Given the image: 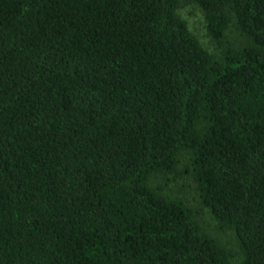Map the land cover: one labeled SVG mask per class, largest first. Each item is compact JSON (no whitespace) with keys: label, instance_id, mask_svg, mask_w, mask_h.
Here are the masks:
<instances>
[{"label":"trees","instance_id":"trees-1","mask_svg":"<svg viewBox=\"0 0 264 264\" xmlns=\"http://www.w3.org/2000/svg\"><path fill=\"white\" fill-rule=\"evenodd\" d=\"M181 1L0 0V264H264V0Z\"/></svg>","mask_w":264,"mask_h":264},{"label":"rangeland","instance_id":"rangeland-1","mask_svg":"<svg viewBox=\"0 0 264 264\" xmlns=\"http://www.w3.org/2000/svg\"><path fill=\"white\" fill-rule=\"evenodd\" d=\"M179 16L187 22L191 33L195 35L201 45L211 53H218L217 47L212 42L206 30V21L203 12L194 5H188L181 1L178 9ZM183 164L178 165V171L182 172ZM162 176L154 178L153 186L160 187V193L170 196L173 199H181L188 205L198 209V219L207 232L219 239L224 246H232L233 251H237L234 236L231 232H220L216 229L215 221L208 211L201 210L198 203L196 187L190 177L182 178L180 175H169L167 181H162ZM234 256V254H233ZM237 259V257H236ZM235 261V260H234ZM235 264V262H234Z\"/></svg>","mask_w":264,"mask_h":264}]
</instances>
